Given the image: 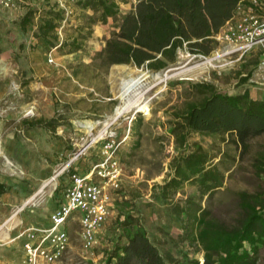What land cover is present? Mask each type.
<instances>
[{
	"label": "rangeland",
	"instance_id": "rangeland-1",
	"mask_svg": "<svg viewBox=\"0 0 264 264\" xmlns=\"http://www.w3.org/2000/svg\"><path fill=\"white\" fill-rule=\"evenodd\" d=\"M134 1L119 0L121 13L130 11ZM47 5L14 11L0 3V147L4 152V157H0V183L5 184V192L0 193V264H23L28 229L48 224L55 207L56 182L48 184L14 221L4 225L38 191L42 181L49 180L78 154L73 169L83 171L104 161L113 151L121 167L119 187L115 188L112 182L107 185L110 215L98 230V246L85 249L80 224L77 219L72 220L68 224L70 246L61 260L50 264H104L122 233L118 229L120 217L128 213L140 219L162 253H170L178 260L189 253L191 258L202 261L203 252L183 239L182 223L170 212L159 188L172 175L173 159L184 153L176 147L171 123H176L175 114L183 107L192 83L211 82L222 93L238 95L249 91L252 98L264 100V44L242 57L222 56L206 68L198 66L205 57L194 55L185 47L178 51L177 63L168 69L183 67L189 69L188 73H170L171 77L162 82L157 79L161 71L133 65H114L109 70L99 67L94 57L116 30L117 22L112 18L107 23L93 22L96 14L78 0L63 11L62 19L56 21L57 29L46 43L37 35L47 18ZM30 10L32 22L23 29L22 21ZM226 45L217 41L213 53L206 58L224 52ZM78 46L81 47L74 49ZM143 75L145 79L129 97L143 95L141 103L148 109H132L106 127L104 122L124 103L123 81ZM41 119L51 122L35 127L26 124ZM139 119L140 146L133 149L132 133ZM194 141L205 148L227 150L232 158L237 156L233 147L219 137L193 133L190 142ZM257 142L264 143V137ZM251 161L247 157L242 163L236 162V172L227 174L223 187L211 200L207 196L201 200L202 207H209L221 219L232 220L235 193L252 191L259 183L252 173ZM198 195V187L186 182L169 202L184 203ZM259 264H264V247Z\"/></svg>",
	"mask_w": 264,
	"mask_h": 264
},
{
	"label": "trees",
	"instance_id": "trees-1",
	"mask_svg": "<svg viewBox=\"0 0 264 264\" xmlns=\"http://www.w3.org/2000/svg\"><path fill=\"white\" fill-rule=\"evenodd\" d=\"M242 1L137 0L129 12L121 13L119 0H78L96 14L93 22L107 23L110 18L117 22L116 30L94 57L99 67L109 70L114 65H133L154 72L175 65L178 51L185 47L194 55L210 56L217 43L215 37L233 19ZM47 6V18L37 35L46 43L63 15L56 5ZM31 22L32 10L24 16L23 29ZM175 118L176 123L170 121V132L176 147L184 153L173 159L172 175L159 188L170 212L182 223L183 239L199 247L203 262L189 253L181 260L162 253L140 219L128 213L120 217L118 229L122 233L104 264H259L264 247V143L257 141L264 137V100L252 98L249 91L222 93L211 82L192 83ZM49 122L41 119L26 124L35 127ZM141 125L142 119L136 121L133 149L140 146ZM193 133L219 137L233 147L237 156L232 158L229 151L214 150L212 146L205 148L197 141L191 143ZM247 157L252 160V173L259 183L252 191L235 193L232 220L221 219L209 207H202L201 200L205 196L211 200L223 187L227 174L236 172L233 165ZM186 182L198 187V197L170 205L169 198ZM4 192L5 184L0 183V193ZM60 193L61 188L55 193V207Z\"/></svg>",
	"mask_w": 264,
	"mask_h": 264
},
{
	"label": "built area",
	"instance_id": "built-area-1",
	"mask_svg": "<svg viewBox=\"0 0 264 264\" xmlns=\"http://www.w3.org/2000/svg\"><path fill=\"white\" fill-rule=\"evenodd\" d=\"M36 1L0 0V3L10 9H24ZM75 1L41 0L44 4L56 5L61 11L68 10ZM215 38L227 44L223 56L239 54L242 57L255 46L264 44V0L240 2L236 15ZM114 154L113 151L104 161L83 171L73 169L74 160L80 156L78 154L56 171L54 193L61 188L59 202L50 216L49 226L28 229L29 240L25 244L23 264H50L61 260L70 246L68 224L75 219L81 227L84 248L92 250L98 246V230L110 215L111 197L107 185L112 182L115 188L119 187L117 181L121 167Z\"/></svg>",
	"mask_w": 264,
	"mask_h": 264
},
{
	"label": "bare ground",
	"instance_id": "bare-ground-1",
	"mask_svg": "<svg viewBox=\"0 0 264 264\" xmlns=\"http://www.w3.org/2000/svg\"><path fill=\"white\" fill-rule=\"evenodd\" d=\"M224 55V53H219L218 55H216L213 58H205L204 60H202L200 62V64H198V66L200 67H205L206 66H213V60H216L218 58H221ZM117 68L120 67V65L116 66ZM195 67V66H194ZM188 68V67H187ZM116 71H113V75H116ZM189 69L186 68H176V69H168L163 71L161 74H159L157 76V79H160L162 82L167 80L168 78H170L171 76H177V75H185L186 73H188ZM170 73H172V75L170 76ZM145 79V75L143 76H139V77H132V78H128L125 79L123 81V86H122V94L121 97L124 101L123 105L118 106L112 115H110L107 120L104 122L105 126H110L111 124L115 123L121 116H123L126 112H129L132 109H136L138 111L140 110H147V106L145 104L141 103V99L143 97V95H139L136 99H132L129 97L130 93L141 84V82ZM0 157H4V152L2 151L1 147H0ZM6 157L7 163L9 165H12V162L10 161V159ZM50 180V181H49ZM44 179L41 182V185L38 189V191L33 194L32 196H30L28 199H26L22 206L20 208H18V210L12 215V217H10L7 221H5L4 225H8L10 224L12 221H14L17 217V215L19 214V212H21L26 206L30 205L31 203H33V201L38 197L39 194L43 193L45 188L47 187L48 184H53L54 180H55V176H52L50 179ZM3 225V226H4ZM3 227H0V230ZM202 259V258H201Z\"/></svg>",
	"mask_w": 264,
	"mask_h": 264
},
{
	"label": "crops",
	"instance_id": "crops-1",
	"mask_svg": "<svg viewBox=\"0 0 264 264\" xmlns=\"http://www.w3.org/2000/svg\"><path fill=\"white\" fill-rule=\"evenodd\" d=\"M43 1V0H42ZM136 2H137V0H135L134 1V3H131V9L133 8V6L136 4ZM41 5H44V2H41V0H37L36 1V3L34 4V5H32V6H30V7H34V6H38V7H40ZM130 9V10H131ZM11 10H14V11H19V10H21V9H11ZM127 12H129V11H124L123 13H127ZM135 142H136V138H134V140L132 141V143H131V146H133L134 144H135ZM53 212V211H52ZM49 218H50V216H49ZM50 225V219H49V221H48V224H46V226H49Z\"/></svg>",
	"mask_w": 264,
	"mask_h": 264
},
{
	"label": "water",
	"instance_id": "water-1",
	"mask_svg": "<svg viewBox=\"0 0 264 264\" xmlns=\"http://www.w3.org/2000/svg\"><path fill=\"white\" fill-rule=\"evenodd\" d=\"M174 68H176V67H174ZM202 262H203V260H202Z\"/></svg>",
	"mask_w": 264,
	"mask_h": 264
}]
</instances>
